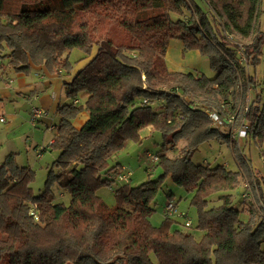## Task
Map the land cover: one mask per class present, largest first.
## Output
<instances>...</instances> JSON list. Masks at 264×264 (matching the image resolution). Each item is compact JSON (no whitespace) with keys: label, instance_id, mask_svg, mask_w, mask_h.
Masks as SVG:
<instances>
[{"label":"trees","instance_id":"trees-1","mask_svg":"<svg viewBox=\"0 0 264 264\" xmlns=\"http://www.w3.org/2000/svg\"><path fill=\"white\" fill-rule=\"evenodd\" d=\"M262 4L0 0V81L32 67L71 78L64 82L68 102L56 111L48 147L56 158L46 167L43 190L33 193L35 172L19 166L16 153L0 162V264H264ZM81 12L95 17L92 28ZM109 24H119L128 40L104 39ZM171 40L180 41L183 53L207 58L214 76L169 69L165 56ZM94 48L72 74L71 52L79 50L81 61ZM242 49L245 64L238 54ZM209 112L236 114V125L247 126L240 143L231 141L234 169L192 161L202 144L229 141L212 127ZM81 113L87 119L76 128ZM145 127L163 139L152 163L161 174L132 187L131 175L120 182L122 173L113 172L119 163L109 166V159L127 143L140 142ZM183 140L186 145L171 157ZM253 147L263 171L251 164ZM168 180L189 194L194 225L166 217L160 227L151 224L156 197ZM240 186L250 195L247 212L234 205L233 192ZM54 187L67 196L66 203L55 200ZM103 188L113 193L114 206L97 195ZM173 197L169 193L168 201ZM216 200L219 204L212 205Z\"/></svg>","mask_w":264,"mask_h":264},{"label":"rangeland","instance_id":"rangeland-1","mask_svg":"<svg viewBox=\"0 0 264 264\" xmlns=\"http://www.w3.org/2000/svg\"><path fill=\"white\" fill-rule=\"evenodd\" d=\"M31 0H26L30 2ZM263 13L261 16V23L264 22V1L262 4ZM80 18L83 22H86L90 28L95 25V17L88 12H81ZM103 37L106 40H109L112 43L125 42L128 40L127 34L124 29L119 24L106 25L103 27ZM243 43L247 41L242 40ZM80 55L79 50H73L69 56V59L74 66L79 63L78 58ZM166 63H168L169 69L178 70L184 72H192L197 75H204L207 78L214 76V72L210 67L209 61L207 58L202 57L195 51L185 52L182 51V46L180 41L171 40L167 49L165 56ZM78 61V62H77ZM77 62V63H76ZM250 97V96H249ZM7 114L14 113L15 106L5 102ZM14 107V108H13ZM17 108V106H16ZM21 103L18 106V114H20L23 119H26V122L20 124L18 127L13 129V131L7 132L5 130V124H0V162H2L7 156L8 152L4 153L6 150L1 148L6 146L7 143L14 141L20 145L19 150L15 148L16 152V163L19 166H29L35 172L34 182L31 184V188L34 194H38L43 190L44 183L47 177L48 169L46 168L49 164L53 162L56 158L55 153L46 150L41 154V157L38 158L36 153L44 147H47L49 138H53L54 131L47 133L43 127L34 129L27 125L29 120L27 118V107L21 109ZM21 109V110H20ZM23 125V126H22ZM55 127V126H54ZM44 137L48 140L46 143L43 142ZM163 139L161 134L154 132L150 127H145L140 131V142L133 143L129 142L126 146L119 152L115 153L109 159V166L120 165L113 169L114 173H126L131 174V181L129 182L132 187L139 186L140 184L146 182L148 179H156L160 174L161 170L159 168L153 169V164L150 161V157L154 156L157 151L161 149ZM187 141H181L177 147L170 151L169 155L175 157L179 154V149L186 145ZM34 146H37L36 152ZM7 148V147H5ZM5 150V151H4ZM235 150L231 142L227 143H205L198 147L197 151L192 156V161L195 164H211L215 165L216 163L223 164L227 168L234 169L233 165V156ZM251 164L254 168L263 171L262 160L259 156L258 149L253 147L250 153ZM122 168L125 170L123 171ZM151 173V174H150ZM53 188L55 195V200H61L67 202V196H61ZM172 193L174 197L171 201H168L167 195ZM97 195L108 205H115V198L113 193L109 189H100L97 191ZM246 197L244 198V196ZM188 197V198H187ZM249 192L246 191L243 186L238 187L233 192L234 205L240 209L246 210L245 205L250 200ZM219 200H216L212 205H217ZM190 196L182 189L176 187L171 183V181H166L163 190H161L155 201L154 205V214L150 218V222L155 227H160L165 219V207L168 203L173 204L178 212H183L187 214V219L192 225L196 223L197 215L193 207H190ZM244 213V212H243ZM245 215V213H244ZM182 223L185 222V219L179 220ZM174 227L177 225L174 224ZM200 236L199 232H196Z\"/></svg>","mask_w":264,"mask_h":264},{"label":"crops","instance_id":"crops-1","mask_svg":"<svg viewBox=\"0 0 264 264\" xmlns=\"http://www.w3.org/2000/svg\"><path fill=\"white\" fill-rule=\"evenodd\" d=\"M96 51L97 48H94L89 57L79 61V63L74 66L72 74H75L77 71H79L91 59ZM82 56L83 54L80 53L79 58H82ZM9 76H4L0 81V118H4V122H0V124L6 123V125L4 126L5 130L7 132H10L20 124L26 122V119L24 120L23 117L17 113L18 106L21 103V109H23V107H27L26 115L29 120V123L27 125L34 129L43 127L47 133H51V130H48V125L55 122L57 108L68 102V99L66 98V89L64 87V82H68L71 78L64 79L57 75H51L43 67H32V69L25 74L9 73ZM260 76L262 78L264 77V57L262 58V63L260 65ZM5 102H8L15 106V108L13 107L15 111L14 113L7 114V106ZM32 107L45 110L48 114V117L38 119L34 124H32ZM86 119L87 115L85 113H81L74 121L75 127L80 128L84 124ZM47 140L48 139L44 137L43 142L46 143ZM52 140L53 138H49L48 145L47 147H45L47 148L46 150H48V147L51 144ZM16 144V142L11 141L7 143L6 146H3L1 150L3 151V149H5L6 151L4 150V153L8 152L7 154L16 153L19 150V147H21L20 145ZM15 148H17L16 152H14ZM36 148L37 146H34L35 152ZM40 153L41 152L36 153L38 158L41 157ZM122 170L124 169L122 168Z\"/></svg>","mask_w":264,"mask_h":264},{"label":"built area","instance_id":"built-area-1","mask_svg":"<svg viewBox=\"0 0 264 264\" xmlns=\"http://www.w3.org/2000/svg\"><path fill=\"white\" fill-rule=\"evenodd\" d=\"M243 51L239 50L238 54H239V58H240V63L241 64H245L246 63V58L243 55ZM248 106H246L244 108V113L248 112ZM209 119L211 121V125L213 128L222 131L223 133L227 134L229 141H237L238 143H240L243 139V137L246 135L247 132V126L243 123H239L238 125H236V114L233 113H226L224 114L223 117H221L218 113L216 112H209L208 113ZM47 118L48 114L45 110L39 109V108H35L32 107L31 109V122L32 124H34L38 119H42V118ZM0 122H4V118L1 117L0 118ZM54 124L50 123L48 125V130L53 131L54 130ZM158 160L157 156H151L150 157V161L156 162ZM130 173L127 174H120L118 176V180L120 182H129L130 179ZM176 206H174L171 203H168L165 207V217L168 219H184V213L183 212H178L175 209ZM33 214V213H32ZM184 225L186 227H189L192 225V223L189 220L185 219Z\"/></svg>","mask_w":264,"mask_h":264}]
</instances>
